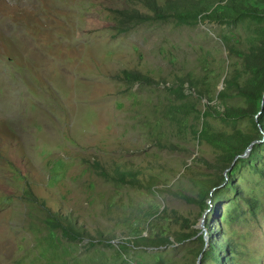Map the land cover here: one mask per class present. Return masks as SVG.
I'll use <instances>...</instances> for the list:
<instances>
[{
	"label": "rangeland",
	"instance_id": "374dc122",
	"mask_svg": "<svg viewBox=\"0 0 264 264\" xmlns=\"http://www.w3.org/2000/svg\"><path fill=\"white\" fill-rule=\"evenodd\" d=\"M124 5L0 0V264H218L196 254L200 237L222 243V264H264V147L253 160H234L239 195L227 192L213 212L174 194L197 198L185 166L210 176L220 165L219 149L196 132L253 134L252 122L202 117L203 100L188 94L193 109L176 121L169 106L179 101L165 90L176 76L191 77L215 106H245L215 94L239 63L224 41L245 50L255 22L151 20L119 32L110 9ZM122 69L165 84L114 78ZM95 162L135 170L143 187L100 176ZM150 176L158 190L144 186ZM56 213L110 244L67 239L50 224ZM136 236L169 243L125 242Z\"/></svg>",
	"mask_w": 264,
	"mask_h": 264
},
{
	"label": "trees",
	"instance_id": "16d2710c",
	"mask_svg": "<svg viewBox=\"0 0 264 264\" xmlns=\"http://www.w3.org/2000/svg\"><path fill=\"white\" fill-rule=\"evenodd\" d=\"M110 11L113 27L119 32L127 31L137 24L151 20L173 19L178 23L206 20L220 24H232L248 19L255 22L249 33L250 42L245 50L236 51L227 41H224L228 56L238 57L239 63L238 67H233L231 64V73L223 79L222 88L215 94V98L219 100L229 97L231 94L240 96L245 106L231 107L224 104L215 106L214 103H210L212 97L207 90L198 88L196 81L191 77L176 76L171 86L165 88L174 100L179 101V103L169 106L171 118L176 121L181 115H186L189 110L193 109L191 103L184 101L188 94V96L195 95L203 100L202 117L217 115L223 119H236L248 116L254 126L255 133L253 134L236 132L225 135L209 132L204 127L198 133L196 132L198 139H203L219 149L220 165H213L215 169L212 168L214 171L210 176H202L190 171L189 165L185 166L184 175L186 174L196 187L197 198H192L182 191L174 192V194L186 202H198L204 207V210L208 208L213 212L211 203L214 205L228 199L227 192L235 196L239 195L237 188L232 183L233 172L230 167L234 163V161L232 162L233 158L239 161L253 160L257 149L264 147V0H125L123 7H114ZM113 77L126 82L165 84L163 79L154 80L137 70L122 69ZM153 141L159 147H167L166 144L160 142L161 140ZM248 145L247 156L238 157ZM94 166L98 174L106 179L143 187L142 182L137 179L135 170L117 163L109 170L96 162ZM223 171L225 172L222 173ZM144 186L147 189L158 190L157 178L150 176ZM164 190L169 191V188L165 187ZM50 224L61 230L69 240L82 238L85 239L86 245L110 244V237L101 234L90 236L83 232L70 215L67 217L56 213L51 218ZM196 233L197 231L192 229L189 235L194 236ZM199 240L200 246L197 248L196 254H201L202 259H212L218 264H222L221 256L218 254V251L223 247L222 243L219 240L209 239L205 246L202 237ZM125 242L154 248L169 243L165 237L151 239L146 236L125 239Z\"/></svg>",
	"mask_w": 264,
	"mask_h": 264
},
{
	"label": "water",
	"instance_id": "95a60500",
	"mask_svg": "<svg viewBox=\"0 0 264 264\" xmlns=\"http://www.w3.org/2000/svg\"><path fill=\"white\" fill-rule=\"evenodd\" d=\"M249 148V145L245 148V150H244V152L241 154V155H244L245 153H246V151H247V149ZM234 161V158H233V160H232V162ZM229 169V168H228Z\"/></svg>",
	"mask_w": 264,
	"mask_h": 264
}]
</instances>
